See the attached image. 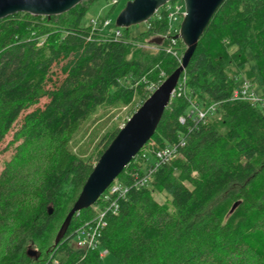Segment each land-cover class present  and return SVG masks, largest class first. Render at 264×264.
<instances>
[{"label": "trees", "instance_id": "obj_1", "mask_svg": "<svg viewBox=\"0 0 264 264\" xmlns=\"http://www.w3.org/2000/svg\"><path fill=\"white\" fill-rule=\"evenodd\" d=\"M93 1L49 18L0 19V143L20 115L47 99L23 115L8 144L15 152L0 173V264H97L102 250L117 264H264V105L232 99L241 77L264 96V0L221 4L155 133L114 180L126 192L81 210L61 241L49 244L94 166L91 154L75 148L77 135L102 146L97 161L119 131L103 127L115 111L147 99V89L180 64L181 51L165 38L155 52L140 48L145 37L165 34L164 13L139 34L104 28L106 19L82 25ZM192 105L213 111L199 120L187 114ZM99 110L103 118L94 117ZM171 148L174 155L142 183L153 163L148 154ZM29 155L44 163L35 181L20 164ZM24 199L35 204L22 207ZM111 202L97 247L73 248L74 231ZM31 242L41 250L36 260L27 255Z\"/></svg>", "mask_w": 264, "mask_h": 264}, {"label": "water", "instance_id": "obj_2", "mask_svg": "<svg viewBox=\"0 0 264 264\" xmlns=\"http://www.w3.org/2000/svg\"><path fill=\"white\" fill-rule=\"evenodd\" d=\"M84 0H0V19L16 13L32 16L51 17L68 12ZM171 0H128L115 18L117 29H126L146 23L155 12ZM184 16L178 34L184 51L179 66L173 70L148 96L136 112L119 129L113 140L97 159L85 180L76 200L62 221L53 245L64 237L74 215L84 210L100 198L110 184L118 177L131 160L144 148L156 131L163 112L170 102L178 80L188 65L197 43L214 14L225 0H182ZM161 37L153 38L150 43L159 45ZM52 211L48 208V214ZM27 255H37L28 249Z\"/></svg>", "mask_w": 264, "mask_h": 264}, {"label": "rangeland", "instance_id": "obj_3", "mask_svg": "<svg viewBox=\"0 0 264 264\" xmlns=\"http://www.w3.org/2000/svg\"><path fill=\"white\" fill-rule=\"evenodd\" d=\"M117 1V0H115ZM119 3L115 8L111 7V0H94L89 8L87 9L85 15L82 18V25H90L92 21H96L99 19H106L105 21L108 22V26L110 24H114L115 18L118 15V13L120 12V10L124 7V5L126 4V2L128 0H118ZM181 3H183V1L181 0ZM107 26V27H108ZM105 28V27H104ZM122 29V28H121ZM145 30V23H141L135 26H132L131 29V33L132 34H139L140 31H144ZM151 37H145L144 42L140 45V48L145 51V52H155L157 51V44L152 45L150 43L151 41ZM181 42V41H180ZM174 48H176L177 51H181V54L184 51V48L179 47L177 45V42L172 44ZM176 53H179L177 52ZM249 55V64L251 66H254V62L253 59L251 57L250 54ZM54 72H56V80L61 78V75L58 73V68H54L53 70ZM58 78V79H57ZM155 84H152L149 89H147V91H151V93L155 90ZM254 90L259 93L258 87L256 85H254ZM143 99V97H141L138 101V99H135L134 101H132L133 103L130 104L129 106L126 107H122L121 109H118L115 111V117H113V119H110V121H108V123H105L104 130L107 129H111L115 126L116 129H120L121 127L124 126V124L127 122V120L132 116V114L134 112L137 111V109L143 104L144 101H141ZM47 102L46 98H42L39 103L28 109L25 113L30 112L33 108L35 107H42L44 105V103ZM200 108V107H199ZM202 109V108H200ZM23 113L22 115H20L17 123H15L12 126V129L8 132V134L4 137L3 141L0 143V173L3 170V168L5 167V163L8 162L13 154H14V149L12 147H9L8 144L9 142L12 140V136L15 133V131L17 130V128L19 127L20 121L23 117V115L25 114ZM110 113V112H108ZM105 111L103 110H99L96 115L94 116L95 118H98L101 116V118L104 117ZM106 118V117H105ZM101 123H104V121H102ZM107 127V128H105ZM101 133H98V136H100ZM83 134H78L77 137L75 138V148L77 150H83L85 151L87 154H91L93 157L91 158V163L95 165L96 163V152L97 150H100L102 146L97 147L96 149V140H94V142L92 144L88 143V139L89 137H82ZM31 157V155L28 156V158L26 160H22V162L20 163L22 165V169L24 173H28L32 180L35 181L36 178L41 176V172L39 169V165L42 164L44 165V163H41L40 160L38 158H35L34 162H32L33 160H29V158ZM148 157L150 158V161L153 162V157L148 154ZM26 158V155L24 156V159ZM29 160V161H27ZM30 185H32V182L30 180ZM156 199L161 202L163 201V197L161 196H155ZM35 204V202L31 199H24L21 202V206L22 207H31ZM48 208H52L51 206H49ZM63 221V220H62ZM62 221L59 223V225H61ZM58 229L55 230L52 235L49 238V244L54 243V238L56 236ZM38 243L36 242H31L30 244H28V249L34 251L37 255V258H35V256H30V258L33 259H38L41 256V250L38 247ZM72 247H75L74 242L71 243ZM46 247V245L44 246V248ZM27 249V250H28ZM97 264H117L115 258L108 254V253H102L98 263Z\"/></svg>", "mask_w": 264, "mask_h": 264}, {"label": "built area", "instance_id": "obj_4", "mask_svg": "<svg viewBox=\"0 0 264 264\" xmlns=\"http://www.w3.org/2000/svg\"><path fill=\"white\" fill-rule=\"evenodd\" d=\"M114 3H116V1L111 0V4H114ZM159 9L155 12L153 17L160 19L161 13H164L166 15V18L168 20V26H167L165 34L162 36V39L165 38L170 41V44H173L175 43L177 39L175 38L173 39L169 37H174L178 34L179 26L184 16V5L183 3H181V0H171ZM92 25L93 27H95L96 22L92 21ZM103 26L107 27L108 22L104 21ZM111 32L114 33V37L120 36V33L118 30H113V31L111 30ZM232 99L246 101L250 103L251 105H255L257 103L264 105V96L262 95L260 96L259 93H257L254 90V85L242 77L240 78L239 83L236 86V88L232 91ZM212 111H213V107L211 106L205 109H200L196 105H192L190 109L188 110L187 114L189 117L194 116L195 118L199 120H205L206 115ZM179 122L183 123L184 118H180ZM173 155H174V149L172 148L165 149L159 152L157 151L155 153L152 166L147 170V173L143 177L144 180L142 181V183L150 180L151 173L154 172L161 163L168 161ZM125 192L126 190L119 188L118 184L114 181L112 184L108 186V188L100 196V199L102 198L103 200H107L112 194H115V193L119 194V196H123ZM115 208H116L115 203L111 202L107 210L99 212L92 222H87L79 226L72 234L75 248L83 249V250L95 249L98 245L99 230L102 228L104 224L103 217L106 212H108L110 209L113 211L115 210ZM102 253H106V250H102L99 253V255L101 256Z\"/></svg>", "mask_w": 264, "mask_h": 264}]
</instances>
